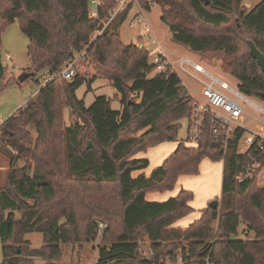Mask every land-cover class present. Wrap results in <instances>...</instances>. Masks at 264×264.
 Listing matches in <instances>:
<instances>
[{
  "label": "trees",
  "instance_id": "16d2710c",
  "mask_svg": "<svg viewBox=\"0 0 264 264\" xmlns=\"http://www.w3.org/2000/svg\"><path fill=\"white\" fill-rule=\"evenodd\" d=\"M116 1L104 0L100 17L90 18L88 0H0V93L20 81L7 79L2 61L3 33L14 22L29 38L31 64L23 81L44 70L51 78L0 124V135L14 150L0 187L2 264H37L36 259L65 264L63 245L96 236V220L108 227L95 264H165L180 256L182 264H264V186L258 181L264 151L258 155L259 142L242 153L247 129L237 127L224 142L211 133V116L205 117L198 143L177 140L179 120L189 118L195 99L171 66L156 70L149 61L153 50L123 42L119 27L131 6L94 37ZM211 1L159 0L162 19L173 39L190 50L222 52L239 90L264 100V72L248 43L264 51V0L251 7L243 0ZM83 51L99 76L116 88L121 109H114L106 95L87 106L78 89L92 78L59 75ZM66 108L76 119L71 125H65ZM165 141L179 144L150 175L134 176L150 165L136 153ZM251 153L259 165L238 181ZM206 157L224 163L221 196L213 199L218 204H208L188 227H174L193 210V193L182 189L164 201L146 195L172 189L182 175L198 174ZM20 160L23 166L17 165ZM242 224L246 237L240 236ZM33 232L43 234L42 246L30 245L27 234ZM146 244L153 250L150 258L143 253Z\"/></svg>",
  "mask_w": 264,
  "mask_h": 264
},
{
  "label": "rangeland",
  "instance_id": "374dc122",
  "mask_svg": "<svg viewBox=\"0 0 264 264\" xmlns=\"http://www.w3.org/2000/svg\"><path fill=\"white\" fill-rule=\"evenodd\" d=\"M260 0H243V4L248 7L256 5ZM147 17L149 18V22L153 27L155 42L151 40H147L146 38L141 39L137 35H139V29H135V27L130 25L129 17L122 23L119 27V33L121 39L124 43L130 44H141L144 43L148 49L153 50V52L149 55L150 63H154L156 59V54L159 50L165 51L168 55L173 58H179L180 56L187 55L191 59L201 62L204 66L209 67V71L216 76L222 77L225 81H227L231 86L239 88L238 79L231 73L229 67L226 64L224 54L222 52H213L208 54H201L195 51L190 50L186 45L176 42L172 37V32L170 27L163 21V9L160 4H154L149 10L146 11ZM29 44L28 36L22 31L18 22L12 23L7 27L5 32L3 33L2 39V61L6 66V77L7 79L15 78L20 80L24 74L28 73V69L30 68V59L27 54V47ZM182 57L181 59H183ZM179 59L175 63L176 70L182 75L183 80L188 83L192 92L196 94V98L198 100L204 101V97L200 93L201 85L200 80L197 78H193L192 76H188L185 74L179 66ZM173 68V67H172ZM206 68V67H205ZM174 69V68H173ZM159 71V69H156ZM192 70L199 75L200 78L207 79L209 78L198 71H195L192 67ZM154 74V73H153ZM78 75L86 76L88 78H92L90 80V85L84 84L78 89V95L80 97L85 98V102L87 106H90L95 98L100 95H106L108 98L112 100L111 104L114 109H121L122 104L120 99L118 98L117 90L112 85V83L98 74L97 65L88 57L85 58L82 66L78 68ZM49 73L47 71H41L35 78H28L22 82H14L12 84H8L6 89H4L0 93V124L12 115L17 109L21 108L29 98L33 94H35L40 88L41 83L47 79ZM37 79L40 82H37ZM250 99L259 104L264 108V100L258 98L257 96H249ZM245 104V107L249 113H256L258 116H263L260 112H258L251 104L242 102ZM250 115V114H249ZM249 115H245L242 117L241 122L244 123L246 119V126L249 129H257V121ZM75 118L71 116V111L69 108L65 109V125H71L75 122ZM181 126L178 132L177 140H184L188 145H193V143L189 140L188 137V124L189 118L183 117L179 120ZM32 138L36 137V132L32 130ZM7 139V138H6ZM91 142V141H90ZM89 142V143H90ZM167 146L177 145V141H165ZM160 144V143H159ZM157 144V145H159ZM89 145H87L88 147ZM155 147V146H152ZM151 148V147H149ZM148 148V149H149ZM148 149L139 151L136 153L140 155V153H147ZM13 148L8 147V141L5 140V137L0 135V187H2L6 183V179L8 176V171L10 167L11 158L13 155ZM147 158V157H145ZM221 160L214 161L210 158L206 157L202 160L200 171L198 174H194L198 178L187 179L184 178L187 175H182L179 177L176 185L169 190L166 191H157L155 193H159L164 196V200L172 196H176L180 193L182 189L189 190L193 193L194 197L191 201V206L193 210L188 214L184 219H188L198 213L204 208L202 205V199L204 200V196L211 191H216L218 188H222V178L217 175V168L220 165H213V163H219ZM25 164V160H20L17 165L23 166ZM219 174V171H218ZM261 175V174H260ZM258 176V179L260 178ZM154 193V192H153ZM209 197V196H207ZM158 200V201H164ZM211 200V199H210ZM207 201V204L210 202ZM213 200V199H212ZM18 215V214H17ZM97 221V230H101L99 226V221ZM103 221V220H102ZM105 222V221H104ZM243 224L240 227L243 228ZM31 238L28 239L30 245L32 247H40L43 245V234L39 232H33L30 234ZM30 237V236H29ZM102 239L100 240V242ZM145 243H148L146 240ZM95 236L92 239L83 238V242L78 244H64L63 245V258L62 261L65 264H95L98 259V248ZM148 244H146L147 246ZM145 246V247H146ZM4 261V252H3V243L0 237V264ZM37 264H42L43 261L40 259H36Z\"/></svg>",
  "mask_w": 264,
  "mask_h": 264
},
{
  "label": "built area",
  "instance_id": "2783aa9c",
  "mask_svg": "<svg viewBox=\"0 0 264 264\" xmlns=\"http://www.w3.org/2000/svg\"><path fill=\"white\" fill-rule=\"evenodd\" d=\"M103 1L104 0H88V15L90 18L100 17V7ZM154 4H159V0H117L111 12V16L107 20H102V26L95 31L94 37L100 35L112 19L121 14L128 6H131L128 17L131 19L130 25L135 27V29H139V35L137 36L141 39L146 38L149 41L155 42L153 27L146 14V11ZM156 56L154 63L159 70H166L168 66L176 69V63H173L167 58L162 50H159ZM85 58V51H83L74 59L68 61L60 70L59 75H62L68 80H73L78 74V68L83 64L81 61H84ZM179 66L183 72L200 80L201 92L204 97V101L194 98V107L189 116V140L193 144L198 143L201 138V130L204 125L205 117L211 116L214 122L211 126V133L215 136L223 137L222 140L226 142L228 137L233 136L237 127H245L241 122L242 117L250 114L249 117L251 116L257 121V129L247 131L244 135V141L240 151L246 153L259 142L260 148L257 149L259 151L258 155L260 156L264 151V146L262 145L264 141V108L253 102L250 97L241 92L239 88L231 86L222 77L214 75L205 68V66L189 57L181 59L179 61ZM192 67L195 71L205 74L209 80L200 78L198 74L193 72ZM50 79V77L47 78L46 82ZM241 101L251 104L263 116H258L256 113H249L245 104H242ZM257 138H259V140ZM258 165L256 156L251 153L242 172L237 176V180L243 181L247 177L252 176ZM98 221L101 230H97V235L95 236L97 244L100 243L103 233L108 227L106 222L102 220ZM143 253L146 258H150L153 254V250L150 249L149 246H146L143 249ZM183 262V257L180 256L178 262L167 261L165 264H182Z\"/></svg>",
  "mask_w": 264,
  "mask_h": 264
},
{
  "label": "crops",
  "instance_id": "0c3cea01",
  "mask_svg": "<svg viewBox=\"0 0 264 264\" xmlns=\"http://www.w3.org/2000/svg\"><path fill=\"white\" fill-rule=\"evenodd\" d=\"M261 1V0H260ZM259 1V2H260ZM163 53H164V55L167 57V58H169L173 63H175L176 61H178L179 59H181L182 57H186L187 55H184V56H180L179 58H173L172 56H170V55H168L165 51H163ZM189 57V56H188ZM191 58V57H190ZM195 61V60H194ZM196 62H198V61H196ZM198 63H200V64H202L201 62H198ZM203 65V64H202ZM204 66V65H203ZM206 68H208L209 69V67L208 66H205ZM174 70H176V69H174ZM210 70V69H209ZM176 72L179 74V76L182 78V80H183V77H182V75L176 70ZM194 72V71H193ZM185 73V72H184ZM185 74H187L188 76H189V74L188 73H185ZM191 76V75H190ZM220 77V76H219ZM183 83H184V85L186 86V88L188 89V91L190 92V94L193 96V98H195V99H198V98H196V94H194L192 91V88H191V86L188 84V83H186L184 80H183ZM200 93H201V95H202V92H201V89H200ZM18 110V109H17ZM16 110V111H17ZM15 111V112H16ZM245 122L243 123L244 124V126H245V128L247 129V131L248 130H251V129H249V128H247V126H246V119L244 120ZM257 125V124H256ZM253 130V129H252ZM178 144H179V142L177 141V145H174L173 147L172 146H167V145H165V143H160L159 145H155V147H151V148H149L148 149V152L147 153H140V155H137V157L136 158H145V157H147L148 159H149V161H150V165H149V167L148 168H146V169H144V170H138V171H135L134 172V176H136V175H138V174H141V173H145L147 176L148 175H150L151 174V172H152V170L155 168V167H157V166H159L160 164H162L163 163V161L172 153V152H174L175 151V149L177 148V146H178ZM220 164V165H219ZM213 165H219L218 166V168H217V175H218V177L219 176H221V177H223V172H224V163H223V161H221V162H219V163H213ZM218 171H219V174H218ZM184 176V175H183ZM184 178H187V179H192V178H198L197 176H195V175H187V176H185ZM258 181H259V186H264V171H263V173H261V175H260V178L258 179ZM207 196H209V197H207ZM207 196H204V200L205 201H203V199H202V205H201V207L202 206H204V208L206 207V203H207V201L208 200H210V201H212V199H215V198H217V197H220L221 196V193H220V188H218V190H216V191H211V192H209L208 194H207ZM146 198L148 199V200H155V201H158V200H164L165 198H164V196H162V195H160L159 193H153V192H150V193H148L147 195H146ZM210 203V202H209ZM208 203V204H209ZM207 204V205H208ZM201 215H202V210L200 211V213H198V214H196V215H194V216H192V217H189L188 219H184L185 217H183V218H181L180 220H178L173 226L174 227H182V228H186V227H188L191 223H193L195 220H197V219H199L200 217H201ZM242 226V225H241ZM240 226V227H241ZM240 229V228H239ZM243 229H244V226H243V228H241L240 229V232L241 231H243ZM31 233H29V234H27V239H30L31 238V235H30ZM30 236V237H29ZM240 236L241 237H246L245 236V234H243L242 232H241V234H240ZM249 237L250 238H253L254 237V233H249Z\"/></svg>",
  "mask_w": 264,
  "mask_h": 264
},
{
  "label": "water",
  "instance_id": "95a60500",
  "mask_svg": "<svg viewBox=\"0 0 264 264\" xmlns=\"http://www.w3.org/2000/svg\"><path fill=\"white\" fill-rule=\"evenodd\" d=\"M206 4H211V0H204ZM249 46H250V52L252 56L256 59L257 63L260 65L262 71L264 72V51L260 50L254 41L248 40ZM140 47H144V43L139 44ZM26 74H24L22 77H20V80H24V77ZM260 96L264 99V92L260 94ZM91 142L89 143V146H91ZM212 206H216L218 204L217 200H212L209 203Z\"/></svg>",
  "mask_w": 264,
  "mask_h": 264
}]
</instances>
